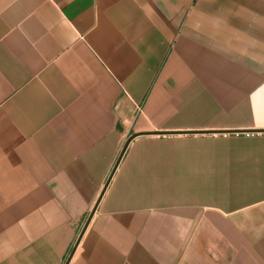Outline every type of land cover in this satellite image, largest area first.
<instances>
[{
  "label": "crops",
  "instance_id": "obj_1",
  "mask_svg": "<svg viewBox=\"0 0 264 264\" xmlns=\"http://www.w3.org/2000/svg\"><path fill=\"white\" fill-rule=\"evenodd\" d=\"M263 126L264 0H0V264H264Z\"/></svg>",
  "mask_w": 264,
  "mask_h": 264
},
{
  "label": "water",
  "instance_id": "obj_2",
  "mask_svg": "<svg viewBox=\"0 0 264 264\" xmlns=\"http://www.w3.org/2000/svg\"><path fill=\"white\" fill-rule=\"evenodd\" d=\"M136 135H138V134H132V135L129 136V138H127V140L125 141V143H124V145H123V147H122V150H121V152H120V154H119V156H118V158H117V161H116V163H115V166H114V168H113V170H112V172H111V174H110V176H109V179H110V177L112 176V173H113L114 169L116 168L118 162L120 161V159H121V157H122V155H123V153H124V151H125V149H126L128 143H129V141H130L134 136H136ZM109 179H108V181H109ZM108 181H107V183H108ZM107 183H106V184H107ZM105 187H106V185H105ZM105 187H104L103 191L101 192V194H100L98 200L96 201V203H95L93 209L91 210V212H90V214H89V216H88V218H87V220H86V222H85V224H84V226H83V228H82V230H81V232H80V234H79V236H78V238H77L76 243H78V241L80 240V238H81V236H82V234H83V232H84V230H85V228H86L88 222L90 221V218L92 217V215H93V213H94V211H95V209H96V205H97V203H98L100 197L102 196V194H103V192H104V190H105Z\"/></svg>",
  "mask_w": 264,
  "mask_h": 264
},
{
  "label": "built area",
  "instance_id": "obj_3",
  "mask_svg": "<svg viewBox=\"0 0 264 264\" xmlns=\"http://www.w3.org/2000/svg\"><path fill=\"white\" fill-rule=\"evenodd\" d=\"M257 132H258V133H264V126H263V129L258 130Z\"/></svg>",
  "mask_w": 264,
  "mask_h": 264
}]
</instances>
